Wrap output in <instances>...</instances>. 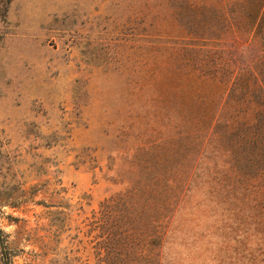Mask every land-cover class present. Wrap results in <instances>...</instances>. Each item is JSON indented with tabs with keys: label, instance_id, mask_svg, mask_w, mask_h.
Wrapping results in <instances>:
<instances>
[{
	"label": "rangeland",
	"instance_id": "rangeland-1",
	"mask_svg": "<svg viewBox=\"0 0 264 264\" xmlns=\"http://www.w3.org/2000/svg\"><path fill=\"white\" fill-rule=\"evenodd\" d=\"M180 2L0 0V227L12 264H99L105 199L137 184L144 159L160 167L159 134L145 131L159 121L138 96L141 46L174 34ZM230 50L240 63L255 54ZM158 251L160 264H264V199L197 185Z\"/></svg>",
	"mask_w": 264,
	"mask_h": 264
},
{
	"label": "trees",
	"instance_id": "trees-1",
	"mask_svg": "<svg viewBox=\"0 0 264 264\" xmlns=\"http://www.w3.org/2000/svg\"><path fill=\"white\" fill-rule=\"evenodd\" d=\"M169 17L174 34L143 42L137 80L159 121L145 131L159 134L160 167L144 159L137 184L105 199L99 264H160L171 216L197 185L215 199H264V0H181ZM232 45L255 54L240 63ZM0 264H12L1 227Z\"/></svg>",
	"mask_w": 264,
	"mask_h": 264
}]
</instances>
